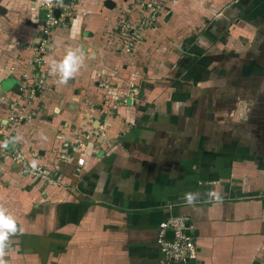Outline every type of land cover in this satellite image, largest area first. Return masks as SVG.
Returning <instances> with one entry per match:
<instances>
[{
  "label": "crops",
  "instance_id": "1",
  "mask_svg": "<svg viewBox=\"0 0 264 264\" xmlns=\"http://www.w3.org/2000/svg\"><path fill=\"white\" fill-rule=\"evenodd\" d=\"M107 1H74L73 16L49 43L39 73L51 91L36 101L39 118L23 126L20 139L9 145L35 152L29 162L51 166L60 161L66 140L77 152L59 167L64 185L56 187L24 178L6 163L0 207L15 218L18 231L10 236L4 259L7 264H264V144L254 140L259 132L249 125L238 126L241 130L222 125L233 107L223 101L232 96L220 93L239 66L227 69L217 60H198L193 69L200 79L189 81L185 68L184 75L174 76L169 67L161 74L144 66L150 78H142L136 101L104 100L96 75L108 71L109 81L120 87L115 72L127 76V57L112 48L107 33L127 8L134 6L130 16H138V0H111L113 9ZM40 2L0 0V98L9 99L8 104L0 100L1 124H6L10 100L17 98L22 74L33 72L27 65L33 57L30 46L46 39ZM258 4L264 20V0ZM179 18L185 22L183 14L163 17L166 22ZM148 47L139 46V54ZM193 47L194 42L184 48L185 54ZM77 48L85 54L84 64L75 78L59 84L50 62ZM199 55L198 50L197 57L205 58ZM212 71L229 72L225 84L223 74L216 78ZM237 114L230 117L235 121ZM79 135L89 137L82 146L86 164L80 168ZM188 194L196 197L192 203ZM173 217L190 219L196 259L167 262L158 250V227Z\"/></svg>",
  "mask_w": 264,
  "mask_h": 264
},
{
  "label": "built area",
  "instance_id": "2",
  "mask_svg": "<svg viewBox=\"0 0 264 264\" xmlns=\"http://www.w3.org/2000/svg\"><path fill=\"white\" fill-rule=\"evenodd\" d=\"M66 3L65 0H52L51 5L41 0L39 9L42 12V24L40 25L43 36L37 43L30 46L33 53L31 61L28 62L33 72L23 73L21 78V86L17 98L11 99L9 103V110L6 116V124L0 123V180L6 171V163L19 168V173L22 177L27 179L38 180L45 187H56L64 185L59 175V167L62 164H68L73 160V154L77 152V148L70 146L69 140L63 143L61 156H58V163L51 166L50 164H39L34 169L28 156L34 157L35 152L25 154L21 149L14 145H8L7 148L2 144L5 140H9L12 136L18 135L20 128L39 118L41 115L36 105L39 98H43L46 93L51 91L43 71L46 64V54L49 51V43L53 34L57 30L64 29L67 26L66 20L73 16V5ZM156 1V0H155ZM158 1V0H157ZM138 12L150 8L152 4L148 0H138ZM134 7V6H133ZM133 7L127 8V14H121L117 18L115 30H110L107 33L108 42L112 48H117L116 51L127 57L126 72L127 76L120 77L122 70L116 71L118 73L117 80H121L122 87L118 84L115 86L109 81V72L101 71L96 76L97 87L104 92V100L114 102L116 105L133 103L139 95L141 84V73L136 69L133 62V57L136 56L138 47L141 44L143 31L141 22L145 24V20L141 17H131ZM59 11V17L55 12ZM110 46V47H111ZM114 49V50H115ZM131 71V73H130ZM36 72V73H35ZM17 99V100H16ZM2 103L8 104L9 99L5 97L0 98ZM17 130V133H16ZM89 138V137H88ZM85 135H79L76 144H79V151H82V146L89 140ZM69 148V149H68ZM83 149V151H84ZM70 151V152H69ZM76 159L78 168L86 164V156L84 153ZM190 219L188 217H173L160 223L157 232V248L163 254L167 262H185L197 257V246L190 232ZM169 233L173 236L170 237Z\"/></svg>",
  "mask_w": 264,
  "mask_h": 264
},
{
  "label": "rangeland",
  "instance_id": "3",
  "mask_svg": "<svg viewBox=\"0 0 264 264\" xmlns=\"http://www.w3.org/2000/svg\"><path fill=\"white\" fill-rule=\"evenodd\" d=\"M184 1L185 5H183ZM201 1L172 0L171 2H166L165 0H148V3L152 4V6L140 13L137 11L138 16L136 17H141L142 20H145V24L142 22L140 24L143 31L140 47L145 45V43H148V46L151 45V48L148 47V52H143V55H140L138 49V57L137 55L133 57L135 70L141 73L143 81L150 78L148 76L145 77L143 72L144 66H148L154 71L159 69L158 73L161 74L169 67V74L174 76L184 75L182 69L185 68V81H189L190 75L188 74L190 72L189 70L187 71L188 66L196 63L198 60L205 64H211L212 61L217 60L218 62L216 63L226 66L227 69H234L241 64V56L247 58V54H251L252 61L258 58L257 56L260 54L259 51L257 52V49L259 47L260 50L262 45H257L258 47H256L254 52H251L249 47L253 44L251 43L254 34L252 28L258 30V26H263L261 15L253 17L255 6L259 9L261 7L258 4L259 0H226L225 2L216 0L215 3L213 1L209 3L210 6H197V3H202ZM232 10L236 11V16L234 17L230 15ZM170 12L174 16L183 14L185 22H182L181 18L174 22H171V20H168L169 22L164 21L163 17ZM131 15L133 16V13ZM116 26L115 24L112 29L115 30ZM166 29L168 30L166 33L162 31H166ZM193 42L194 47L190 52L185 54L184 48L188 45H193ZM198 50L203 54L202 56L199 55V57H205L204 59L197 57ZM214 54H216L215 58L213 57ZM212 74L216 78H219L223 74L222 83L225 84V78L229 75V72L225 75L224 71L221 73L217 71L213 73L212 71ZM214 76L213 78H215ZM142 84L143 82L140 86ZM194 85L191 86L192 89L195 88L193 87ZM263 90L264 86H260L255 89V93L258 94ZM224 95L230 97L232 96V91L227 90ZM224 100L232 102L233 108L229 112L230 116L235 113L238 114L235 121L234 117H230L228 114L227 118H223L226 121H223L222 125H242L245 122L246 108L248 104L250 105V102H240L236 105L233 101V96L229 99L224 98ZM260 105H262V102ZM243 110V114H239ZM228 120H232V123H229ZM20 131L21 128L18 134ZM15 136L17 137L18 135ZM15 136H12V139Z\"/></svg>",
  "mask_w": 264,
  "mask_h": 264
},
{
  "label": "flooded vegetation",
  "instance_id": "4",
  "mask_svg": "<svg viewBox=\"0 0 264 264\" xmlns=\"http://www.w3.org/2000/svg\"><path fill=\"white\" fill-rule=\"evenodd\" d=\"M253 13L254 18L257 17V15H261L259 14L261 12H258L257 8L253 10ZM261 22H263V26H258V30L252 28L254 34L251 43L253 44L249 47V50L254 52L256 47H258L257 45H262L260 50L259 47L257 49V52L259 51L260 55L253 61L251 54H247V58L241 56L242 61L241 64L238 65V72L232 78L233 81L227 83L230 86L228 87L226 85L225 88L226 91H232L233 101L236 105L240 102H250V105L248 104L246 108L247 113L244 125H249L250 128H248L255 133L259 132L254 140L256 141L258 139L257 141H259V143L262 142L264 144V90L258 94L255 93L256 88L264 86V20ZM196 63L190 64L187 69V71L189 70L190 72L188 75H190L191 80L200 79L199 75L195 73L196 69H193V65ZM224 74L226 75V73ZM217 81L221 80L219 79ZM220 94V96H224L225 92L223 91ZM261 102L262 105H260ZM239 127L237 126V128L241 130Z\"/></svg>",
  "mask_w": 264,
  "mask_h": 264
},
{
  "label": "clouds",
  "instance_id": "5",
  "mask_svg": "<svg viewBox=\"0 0 264 264\" xmlns=\"http://www.w3.org/2000/svg\"><path fill=\"white\" fill-rule=\"evenodd\" d=\"M45 3L51 5L52 0H44ZM85 60V54L82 49L77 48L69 50L62 59H52L50 62V74L54 77H58L59 84H67L70 79L75 76L81 70ZM20 137H15L12 140H5L2 144L7 148L10 143H15ZM31 166L35 169L37 162L32 161ZM210 196L219 199V193H209ZM196 197L193 194L187 195V201L192 203ZM18 231L17 222L15 218L9 214H6V209L0 207V264H7L4 259L6 255V249L9 246L10 236L15 235Z\"/></svg>",
  "mask_w": 264,
  "mask_h": 264
},
{
  "label": "water",
  "instance_id": "6",
  "mask_svg": "<svg viewBox=\"0 0 264 264\" xmlns=\"http://www.w3.org/2000/svg\"><path fill=\"white\" fill-rule=\"evenodd\" d=\"M66 3H71L72 0H65ZM105 6L109 9H113L115 7L114 3L111 1V0H108L106 3H105ZM56 16L59 17V11H56L55 12ZM67 22H69V20L67 19L66 20ZM169 236L172 237L173 234L172 233H169Z\"/></svg>",
  "mask_w": 264,
  "mask_h": 264
}]
</instances>
